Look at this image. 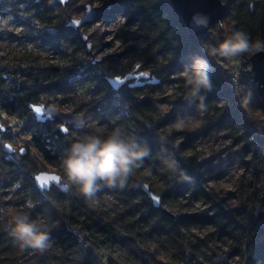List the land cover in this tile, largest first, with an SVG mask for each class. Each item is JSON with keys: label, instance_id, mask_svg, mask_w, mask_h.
<instances>
[{"label": "trees", "instance_id": "1", "mask_svg": "<svg viewBox=\"0 0 264 264\" xmlns=\"http://www.w3.org/2000/svg\"><path fill=\"white\" fill-rule=\"evenodd\" d=\"M6 1L16 12L14 23L23 29L24 42L32 49L50 52L59 60L56 64L45 62L32 66L23 60V79L20 80L0 74V193L8 192L7 202L15 203L16 212H23L45 226L50 235L49 247L57 254L55 264H211L212 256L200 249L204 241L195 238L193 243L182 233L189 232L194 226L214 228L206 234L208 239L214 232L229 237L233 243V255L238 258L236 264H264V230L259 228L252 213L254 203L264 195V186L259 189L261 197L253 191V200L250 196L237 207H226L216 201L205 186L200 159L194 154L182 153L184 148L191 146L195 136L230 126L235 131L232 137L237 145L234 157L252 166L255 180L262 174L264 137L254 121L264 118V112L255 88L241 83L237 88L238 95L226 67L217 65L226 60L209 56L208 49L222 40L230 29L245 31L253 40H264V0H221L229 2L224 15L201 37L188 34L168 0H113L111 6L102 12L99 21L121 13L128 22L139 19L146 24L151 51L141 56L143 61L156 62L154 76L159 84L173 83L185 92L181 74L190 64V58L201 56L211 65L213 89L206 93L205 101L222 99L231 109L220 112L221 109L215 107L214 113L206 115L207 122L203 127L188 137L183 148L177 151L161 128L170 119L187 114L192 109L189 103H182L168 119L155 118L156 100L150 94L152 89L140 98L141 86L121 85L113 89L107 82V69L99 61L88 62L83 58L89 49L80 28L74 30L67 24L69 18L65 21L60 13V27L56 28L57 22L50 21L54 8L60 5L57 0ZM89 25L86 23L82 27ZM156 54L161 56L157 61ZM251 54L245 57L249 58ZM76 84L87 86L88 93H92L90 99L78 100L73 90ZM50 93L59 94L62 100L76 105L77 112L84 113L85 119L100 108L114 117L113 125L109 126L111 130L121 127L134 131L139 143L150 150L145 166L153 170V175L146 176L140 170L125 189L104 188L98 194V202L85 200L74 188L62 192L51 186L47 191H39L33 178L46 164L54 167L61 182H66L61 158L70 146L64 136L68 130L63 132L53 121H36L29 109V105L36 104L41 96ZM246 93L251 94V110L247 112L239 102L240 96ZM163 100L170 102L171 98L165 96ZM256 110L259 114L255 113ZM6 117L13 121L18 131L29 137L39 158L31 157L28 149L22 147H19L22 150H19L20 159L9 156L14 151L6 150L2 138L3 131H8L6 136L11 134L10 127H6ZM228 121L230 124L226 125ZM77 131L87 134L89 129ZM99 135L106 134L100 132ZM168 154L178 160L189 180L170 178L171 174L162 170L160 157ZM138 183L148 185L159 198V206L153 205ZM104 193L113 201L102 197ZM184 195L202 201L207 208L195 218L174 220L162 204L176 202ZM9 222V216L0 207V264H24L20 257L26 250L19 248L8 236L6 227Z\"/></svg>", "mask_w": 264, "mask_h": 264}, {"label": "rangeland", "instance_id": "2", "mask_svg": "<svg viewBox=\"0 0 264 264\" xmlns=\"http://www.w3.org/2000/svg\"><path fill=\"white\" fill-rule=\"evenodd\" d=\"M34 1L45 2L49 0ZM110 1L112 0H68L64 5H58L54 8V16L50 18V21L54 23L57 22L55 27L58 28L60 27L59 22L61 21V16H59L58 13L62 14L65 21H67L68 18L77 20L83 16L87 5L99 7ZM55 12L58 15H55ZM15 14L16 12L11 7L10 2L0 0V18L8 21L5 28L0 30V74L6 78L20 80L23 79V60H26V65L29 66L34 65V63L45 64V62L56 64L59 63V60L50 52H45L42 49H32L29 43L24 42L23 29L16 26L14 23ZM148 31L149 29L146 24L139 19L128 22L121 13H115L112 18L102 21L98 20L87 27L84 26L80 28V33L85 36V42L90 45L88 48L89 53L81 57L88 62L99 61V63L107 69V78L123 77L128 74L132 75L133 77L128 80L124 86L135 84L139 81L149 84L150 86H143V84V87H140L141 90L138 92L139 98L143 95H147L144 93L152 89L150 94L156 100V108L153 115L155 118L159 117V119L165 120L170 118L180 105L185 102L183 99L185 92L177 89V85L173 83H157L155 79L156 73L154 72L156 62L142 60L141 54L145 55L151 51V48L148 47ZM160 57V55L156 54L155 61L159 60ZM140 74H145L147 77L134 78L136 75ZM73 90L77 94L78 100L82 101L90 99L92 94L90 92L88 93L85 84H76L73 86ZM150 94L148 93V95ZM165 96H170L171 101L168 102L163 100ZM205 103L207 112L204 115H200L196 111L195 104H190L192 109L187 114H182L174 119H170L169 122H166L165 126L161 128L172 145L183 143L198 129H201L207 122L206 115L214 113L215 107L220 108V112L231 109L230 105L222 99L212 102L205 101ZM36 104L52 106L62 112L72 111L75 114H81L79 111L77 112L76 105L66 99L62 100V96L56 93L41 96ZM255 113L259 114L257 110ZM98 114H100V116ZM189 116L194 117V119L186 120L182 126H177L178 119ZM85 121L89 129L87 134L99 135L100 132L107 134L111 131L109 126L113 125L114 117L107 112H102L100 108H98L95 114L87 116ZM5 123L7 128L10 127L11 134L10 136H6L8 131L2 132L5 134L2 136L5 141L4 147L8 144L14 151L11 152L9 156L15 160L20 159L19 147H22L28 149L31 157L37 158L39 155L31 146L29 137L18 131L10 118L6 117ZM229 124L230 121H228L226 125ZM57 126L59 127V124ZM67 130L64 136L70 144L86 134L70 128H67ZM233 134H235V131L231 130L230 126L224 129H218L212 133L200 134L195 136L190 147L182 150L184 155L194 154L199 159L206 160V163H203L200 167L203 179L205 180V186L214 194L216 201L226 207H237L244 201H247L253 191H256L255 194L261 197L259 189L264 186V162L262 165L263 172L260 177L255 180L251 173L252 166L245 165L233 155V152L237 148L236 142H234L232 137ZM182 148L183 146L181 149ZM42 171L56 173L54 167L50 164H46ZM61 183H63V181ZM8 196V192L0 193V207L2 212L7 214L10 219L11 216L16 213V205L15 203L12 204L7 202L9 201ZM102 197H106L108 200L113 201L106 193L102 194ZM251 197L253 200L254 195ZM251 203L250 201V204ZM257 206H262L264 211V195H262L259 202L256 201L254 203L253 216ZM162 208L175 215L187 213L200 216L207 208V205L192 196L184 195L178 198L176 202L171 201L169 203H163ZM211 231H214V228L209 226L203 228L194 226L189 232L184 231L182 233L189 239L188 241L193 243L196 242L195 238L203 240L204 244L200 246V249L204 253L210 254L213 261L215 259V254L224 255L226 252H232L233 243L229 237L219 232H214L215 234L208 239L206 234L208 235ZM25 250V253L20 257L24 261V264L56 263L57 254L54 253L50 247L43 252L33 249ZM237 261L238 258L234 255H231L228 259V263L230 264H236Z\"/></svg>", "mask_w": 264, "mask_h": 264}, {"label": "clouds", "instance_id": "3", "mask_svg": "<svg viewBox=\"0 0 264 264\" xmlns=\"http://www.w3.org/2000/svg\"><path fill=\"white\" fill-rule=\"evenodd\" d=\"M7 24V20L0 18V30ZM261 51H264V40H253L245 31L230 29L222 40L209 46L208 55L239 63L246 54ZM211 71L212 67L205 58L194 55L182 74L185 81L183 99L189 104H195L200 115L207 112L206 93L213 89ZM239 102L246 112L251 110L250 93L241 95ZM193 119L191 116L180 118L177 126ZM254 123L264 126V119ZM77 127L86 128L87 122L81 120ZM150 154V150L139 143L134 131L115 127L103 136L85 134L71 143L63 153L61 167L66 182L60 185V190L67 192L74 188L85 200L98 202V194L104 188L123 190L140 170L146 176H152L153 170L145 166ZM160 164L162 170L171 174L170 178L190 179L171 154L162 155ZM6 232L21 249L43 252L50 246V235L45 226L31 220L23 212L11 216Z\"/></svg>", "mask_w": 264, "mask_h": 264}, {"label": "water", "instance_id": "4", "mask_svg": "<svg viewBox=\"0 0 264 264\" xmlns=\"http://www.w3.org/2000/svg\"><path fill=\"white\" fill-rule=\"evenodd\" d=\"M60 5H64L68 0H57ZM172 11L181 20L186 31L192 37H201L205 32L215 23L219 22L224 15L227 3H223L221 0H168ZM113 0L99 7L86 6L85 12L80 19L68 20V25L74 30H78L86 23L93 24L97 22L102 12L110 7ZM85 39V36H83ZM90 45L87 43V48ZM121 55V54H120ZM119 56V55H116ZM250 68L247 72H252V78L255 81V92L259 98L260 106L264 112V51L252 53L249 56ZM135 76V75H134ZM133 76L128 74L123 77L108 78V84L117 89L121 85H124ZM146 78L147 75L140 74L134 78ZM144 82H136L129 86H142ZM29 109L32 111L36 121H53L59 124L60 130L66 132L67 128L73 130H87L86 128L77 127L81 120L85 121V114H75L72 111L62 112L52 106H43L42 104H31ZM259 131L264 137V126H259ZM183 143H176L174 149L180 150ZM6 150L12 151L8 144L5 145ZM22 150H20L21 152ZM206 160L200 159V163H204ZM34 182L39 191H47L51 186L60 189L61 177L57 173L41 171L34 175ZM140 189L145 195L152 201L154 206H159V198L153 194L146 183H138ZM61 191V190H60ZM65 192V191H62ZM172 219H189L195 218L194 215L183 213L180 215L171 214ZM257 224L261 230H264V211L262 206H257L254 213ZM234 251L226 252L224 255L215 254V259L211 264H228V259L233 255Z\"/></svg>", "mask_w": 264, "mask_h": 264}, {"label": "built area", "instance_id": "5", "mask_svg": "<svg viewBox=\"0 0 264 264\" xmlns=\"http://www.w3.org/2000/svg\"><path fill=\"white\" fill-rule=\"evenodd\" d=\"M218 66H225L228 73L231 84L235 87L237 94L239 95L240 91L237 89L241 83H244L255 88V81L253 80L252 72H247L251 70L250 61L248 57H243L239 63L235 61H227L225 63L219 61Z\"/></svg>", "mask_w": 264, "mask_h": 264}]
</instances>
